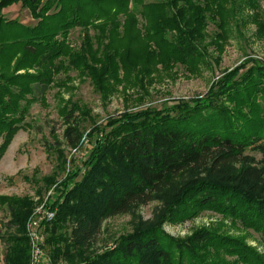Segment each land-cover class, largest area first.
<instances>
[{
    "label": "trees",
    "instance_id": "obj_1",
    "mask_svg": "<svg viewBox=\"0 0 264 264\" xmlns=\"http://www.w3.org/2000/svg\"><path fill=\"white\" fill-rule=\"evenodd\" d=\"M251 1L256 2L249 0V5ZM18 4L35 24L6 18L3 11ZM238 4L239 0H1L0 161L16 128L25 126L29 106L59 82L69 86L73 72L103 90L119 84L128 89L141 81L140 75L158 67L183 65L199 71L204 59L200 44L209 36L217 39L215 43L227 41L241 10ZM210 25L216 29L214 37ZM76 29L82 32L78 47L69 41ZM27 70L36 74H20ZM87 116L86 110L73 105L65 115L68 145L81 140V121ZM95 127L103 135L94 143L85 172L69 174L49 202L56 216L46 225V246L55 264L61 259H78V264H211L200 257L199 246L209 254L236 256L233 264H264L240 240L200 231L192 243H181L159 228L128 234L95 258L81 255L101 234L106 220L164 199L179 178L195 171L206 172L208 178L183 183L169 202L167 218L187 219L197 210H213L241 220L264 238V63L245 62L202 99L126 113ZM252 154L261 155V160ZM0 204L10 215L4 264H29L26 224L35 203L28 196H0ZM189 207L195 211L184 213Z\"/></svg>",
    "mask_w": 264,
    "mask_h": 264
},
{
    "label": "rangeland",
    "instance_id": "obj_2",
    "mask_svg": "<svg viewBox=\"0 0 264 264\" xmlns=\"http://www.w3.org/2000/svg\"><path fill=\"white\" fill-rule=\"evenodd\" d=\"M239 1L241 10L236 14L237 21H232L227 41L215 43L217 39L209 36L200 44L204 59L198 64L197 72H191L183 65L171 69L158 67L152 74L140 75L141 81L130 85L128 89L124 88L125 84H119L114 89H107L105 85L103 90L97 89L88 77L79 78L73 72L69 86H63L67 81L59 82L47 92L44 99L30 105L25 126L16 128L17 134L0 161V196H28L32 198L35 207L46 200L49 203L61 192L62 182L69 174L75 170L85 172L84 166L92 154L94 143L103 135L96 132L95 125L102 126L108 119L138 110L162 109L179 101L202 99L216 91L217 84L224 76L245 62L256 60L264 63V0L251 1L253 5L256 4L257 10L252 8V3L249 5V0ZM3 12L8 19H18L28 25L35 24L30 12L21 4ZM215 31V27L210 25L209 34L213 36ZM81 39L82 32L76 29L72 31L69 41L78 47ZM14 63H11L12 67ZM23 73L36 74L33 70L20 72ZM120 78L124 79L122 73ZM72 105L86 110L88 114L81 121L83 134L76 146L68 145L64 138V117ZM78 113L77 110L75 117H79ZM252 155L256 156L257 161L262 158L259 154ZM207 178L206 172H191L179 178L164 199L139 206L129 214L109 218L104 222L98 238L81 250V255L95 258L114 249L119 240L128 234L159 228L181 243H192L197 232L210 231L242 241L264 259V238L254 229L246 227L241 220L231 219L213 210H197L187 219L179 215L167 218L169 202L183 183ZM183 210L184 213L195 211L190 207ZM9 221L7 207L0 204V264H4V238ZM45 249L48 250V247ZM208 252L207 248L198 247L200 257L206 262L211 261V264H223L226 261L233 264L238 259L236 256H220ZM78 263V259L74 262L61 259L56 264Z\"/></svg>",
    "mask_w": 264,
    "mask_h": 264
},
{
    "label": "built area",
    "instance_id": "obj_3",
    "mask_svg": "<svg viewBox=\"0 0 264 264\" xmlns=\"http://www.w3.org/2000/svg\"><path fill=\"white\" fill-rule=\"evenodd\" d=\"M56 212L51 209L48 200L35 207L26 224L30 257L29 264H55L46 252V225L54 221Z\"/></svg>",
    "mask_w": 264,
    "mask_h": 264
}]
</instances>
